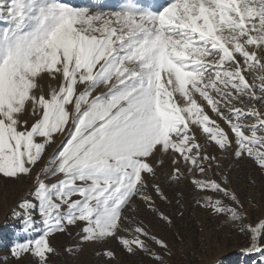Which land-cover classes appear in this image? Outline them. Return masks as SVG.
Returning <instances> with one entry per match:
<instances>
[{
    "label": "snow or ice",
    "instance_id": "obj_1",
    "mask_svg": "<svg viewBox=\"0 0 264 264\" xmlns=\"http://www.w3.org/2000/svg\"><path fill=\"white\" fill-rule=\"evenodd\" d=\"M0 21V177L31 178L14 215L41 232L14 259L50 264V237L75 226L80 244L164 264L136 202L171 223L156 207L165 158L170 180L201 174L197 204L264 254V216L245 215L214 154L264 173V0H0Z\"/></svg>",
    "mask_w": 264,
    "mask_h": 264
},
{
    "label": "rangeland",
    "instance_id": "obj_2",
    "mask_svg": "<svg viewBox=\"0 0 264 264\" xmlns=\"http://www.w3.org/2000/svg\"><path fill=\"white\" fill-rule=\"evenodd\" d=\"M65 2L70 6L84 7L89 6L92 0ZM140 3L155 10L165 0H140ZM101 5L105 12L118 11L122 0H101ZM2 26L5 25L0 21V27ZM248 78L251 80V77ZM44 85L47 89V82ZM197 135L199 137L200 134ZM208 150L211 151V148ZM214 154L222 166L223 175L230 181V190L235 192L243 205L245 215L251 221L264 216V173L255 170L251 165L235 163L227 152ZM168 173L169 165L165 158V166L158 169L157 182L167 199H156V207L169 217L171 223L160 221L140 202H136L139 216L144 219L150 232L168 245L167 251L170 255L153 248L163 257L164 264H264V254L247 253V238L231 223L226 222L223 215H214L197 204L202 193L194 190L190 181L193 176L199 178L201 174L186 173L181 180L173 181L169 179ZM216 179L222 182L223 177L217 176ZM32 183L31 178L10 180L0 177V264H29L27 258L23 261L14 259L10 250L15 243L36 239L41 235L39 231L24 232L22 218L14 215L21 211L18 207L20 202L31 199ZM33 220H39L38 213L34 212ZM38 226L40 225L34 224V227ZM78 232L79 229L73 226L66 233H57L50 237L51 246L57 253L50 258V264H105L97 253L106 248L116 251L114 264H153L152 259L144 255L131 256L121 252L113 242L103 248L80 244ZM69 248L74 251L67 252Z\"/></svg>",
    "mask_w": 264,
    "mask_h": 264
}]
</instances>
